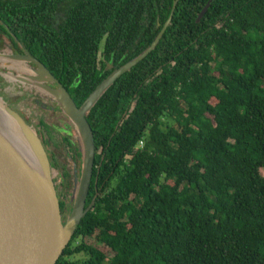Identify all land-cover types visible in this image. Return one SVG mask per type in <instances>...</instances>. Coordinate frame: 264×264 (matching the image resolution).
<instances>
[{
	"label": "trees",
	"instance_id": "16d2710c",
	"mask_svg": "<svg viewBox=\"0 0 264 264\" xmlns=\"http://www.w3.org/2000/svg\"><path fill=\"white\" fill-rule=\"evenodd\" d=\"M173 1L0 0V35L80 108L150 46ZM208 1L178 0L152 52L85 115V206L98 195L56 264H264V0H212L197 22ZM39 128L69 210L79 147Z\"/></svg>",
	"mask_w": 264,
	"mask_h": 264
},
{
	"label": "water",
	"instance_id": "95a60500",
	"mask_svg": "<svg viewBox=\"0 0 264 264\" xmlns=\"http://www.w3.org/2000/svg\"><path fill=\"white\" fill-rule=\"evenodd\" d=\"M211 1L202 8L197 22ZM177 2L173 1L166 22L150 46L114 70L89 94L80 108L41 64L27 54L20 57L33 62L42 75L56 83L57 90L47 92L60 104L80 136L81 169L78 180L74 178L69 198L71 207L64 220L48 157L38 136L18 114L0 101V113L4 119L0 121V264H56L95 199L94 196L85 206L95 157L93 134L85 115L118 78L152 52L171 22ZM15 80L26 83L20 78Z\"/></svg>",
	"mask_w": 264,
	"mask_h": 264
},
{
	"label": "flooded vegetation",
	"instance_id": "af4514ba",
	"mask_svg": "<svg viewBox=\"0 0 264 264\" xmlns=\"http://www.w3.org/2000/svg\"><path fill=\"white\" fill-rule=\"evenodd\" d=\"M0 36H3V35H0ZM9 46L12 50L11 53L13 56L3 59L4 61H7L5 63H3L0 60V96L3 98L5 104L7 106L9 105L8 107L11 110L15 111L25 122V119L21 116V114L17 112V108H15L13 102H11L12 101L11 97L15 99L17 96L21 95L24 91L25 94H30L31 96L39 97V101H42V102H37V104L35 103L37 107L43 106V102H45L46 105L49 106L48 103H51V102L49 101V99H47L48 97H44V95L41 93L42 91H44L42 88H45L46 87L45 84H46L48 85V87L54 88L53 90H57V85L56 83L51 82L50 80L48 82V79L50 78L48 76L42 75L41 72H39L38 68L33 64V62L20 58V57H24V55L26 54L22 48H20L19 46L15 48L10 41H9ZM6 56L7 55H5V57ZM0 57H3V56H0ZM9 64L10 66L8 67ZM16 78L23 79L25 80L26 83H20L15 80ZM37 82H40L41 85L39 86ZM46 105H44V107H46ZM53 107H55V105H53L52 108ZM39 120L41 121L43 119L40 118ZM44 121L45 120H43V122ZM38 125H39V121H38ZM36 132L39 136L40 130L38 129ZM55 186H56L55 190H56L57 198H58V201H60L62 198H61V195L58 193L59 186L58 184H55ZM97 195H98V191L97 189H95V195H94L95 198ZM59 208H60L61 217L62 219H64L68 211H70V209L67 210L64 206L60 207V205H59Z\"/></svg>",
	"mask_w": 264,
	"mask_h": 264
},
{
	"label": "rangeland",
	"instance_id": "374dc122",
	"mask_svg": "<svg viewBox=\"0 0 264 264\" xmlns=\"http://www.w3.org/2000/svg\"><path fill=\"white\" fill-rule=\"evenodd\" d=\"M0 41H1V43H0V56H3V57H0V60L3 63H5L7 61H4L3 59H6L7 57L13 56L11 53L12 50L9 46V39L8 38H6L4 36H0ZM5 55H7V56L5 57ZM9 66H10V64L8 65V67ZM49 80H51V78L48 79V82H49ZM37 83L39 84V86L41 85L40 82H37ZM45 86L47 87L48 90L54 89L52 87H48V85H46V84H45ZM41 93L44 95V97H48L47 99H49V101L51 102V103H48L49 106L46 105L45 102H43V106L37 107L35 105V103L37 104V102H42V101H39V97L38 96H31L30 94H25L24 91L21 95L17 96L15 99H13V97H11V100H12L11 102H13L14 107L17 108V112L19 114H21V116L25 119L26 124L36 133V135H37L36 131L38 129H40L39 125H38V121L40 118H42L43 120H45V122L56 127L57 130H59V131L63 132L64 134L72 137V140H74L73 142H76V144L79 147V150H81V139H80V136L78 135V133L76 131V128H75L73 122L69 119V117L65 114L63 108L60 106L59 103H57L55 98L49 92L42 91ZM0 101H2L5 104V102L1 96H0ZM44 105H46V107H44ZM53 105H55V107L52 108ZM55 108H56V110H55ZM3 120H4L3 116L0 113V121H3ZM71 164H72V162H71ZM71 164H70V166H71ZM72 168H73V170L75 169L73 164H72ZM78 169H79V173H80L81 163H80V166L78 167ZM75 171H76V169H75ZM79 173L77 176V174L74 172L75 180H78V178L80 176ZM260 174H261V176L264 177V171H260ZM52 175H53V177L59 176L58 173L55 171L52 172ZM59 182H60V180L58 179L56 181V184H59ZM73 186H74V184H73ZM68 213H69V211H68ZM68 213L65 216V218L68 216ZM65 218H64V220H65ZM93 241L94 240L91 238L86 240L87 243H91L93 246H98V244H96ZM98 248L105 251V249H103L100 246ZM80 258H83V256L78 255V256L74 257L75 260H80Z\"/></svg>",
	"mask_w": 264,
	"mask_h": 264
},
{
	"label": "bare ground",
	"instance_id": "6f19581e",
	"mask_svg": "<svg viewBox=\"0 0 264 264\" xmlns=\"http://www.w3.org/2000/svg\"><path fill=\"white\" fill-rule=\"evenodd\" d=\"M40 89H41V88H40ZM42 89H43L44 91H46V92L48 91V89H46V87H45V88H42ZM10 124H12V123H9V125H10ZM26 158H27V157H26Z\"/></svg>",
	"mask_w": 264,
	"mask_h": 264
}]
</instances>
